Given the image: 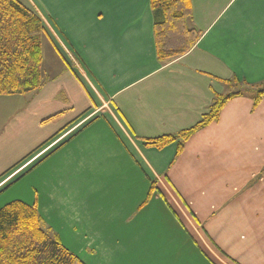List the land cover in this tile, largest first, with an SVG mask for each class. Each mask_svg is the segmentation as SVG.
<instances>
[{
  "label": "crops",
  "instance_id": "crops-1",
  "mask_svg": "<svg viewBox=\"0 0 264 264\" xmlns=\"http://www.w3.org/2000/svg\"><path fill=\"white\" fill-rule=\"evenodd\" d=\"M27 1L47 33L46 84L0 95V190L32 178L0 208L37 203L53 229L54 214L86 264H264V96L231 98L180 153V138L147 144L197 124L224 81L264 82V0H191L193 15L213 11L167 61L150 0Z\"/></svg>",
  "mask_w": 264,
  "mask_h": 264
},
{
  "label": "trees",
  "instance_id": "trees-1",
  "mask_svg": "<svg viewBox=\"0 0 264 264\" xmlns=\"http://www.w3.org/2000/svg\"><path fill=\"white\" fill-rule=\"evenodd\" d=\"M150 2L154 17L155 46L159 60L167 61L189 52L201 36L200 31L189 25V20L193 16L191 0H150ZM46 34L41 14L29 1L0 0L1 96L25 95L45 86L43 43ZM234 81L238 85L243 82L235 78L227 80V83L234 85ZM244 88L255 93L256 103L264 96V85ZM245 92L215 93L212 105L197 124L181 131L177 136H160L150 139L147 144L162 148L180 138L181 142L178 147V153H180L184 142L191 135L202 127L217 121L225 104L234 96ZM72 123L74 121L57 132L54 137ZM51 139L31 152L20 163L34 155ZM63 144L36 162L28 171L41 164ZM8 187L9 185L0 190V194ZM153 189L154 185L151 191ZM151 194L152 192L147 201ZM0 264L86 263L62 243L58 233L47 224L41 215L37 204L30 205L15 200L0 208Z\"/></svg>",
  "mask_w": 264,
  "mask_h": 264
},
{
  "label": "rangeland",
  "instance_id": "rangeland-1",
  "mask_svg": "<svg viewBox=\"0 0 264 264\" xmlns=\"http://www.w3.org/2000/svg\"><path fill=\"white\" fill-rule=\"evenodd\" d=\"M213 11V8H211V5H207V4H205V5H202V8L199 10V13H201V17L202 16H204L205 14H208L209 12H212ZM199 13L198 14H195L194 13V15H193V17L189 20V22H192V21H194V19H196L197 18V16L199 15ZM192 20V21H191ZM263 83L264 82H256V83H249V82H247V83H244V82H242L240 85H238L235 81L233 82V84L234 85H231L230 83H227V81H224V88H225V93L224 94H227V93H231V92H236V91H247L246 90V88H244V87H246V86H250V87H252L253 85H255V86H260V85H263ZM245 84V85H244ZM244 85V87H242ZM16 134H12V137H14ZM59 146V145H58ZM58 146H56V147H58ZM56 147H54V149L56 148ZM54 149H51L49 152H46V155L47 154H49L50 152H52ZM45 155V156H46ZM27 161H29V160H27ZM37 162H39L40 160H36ZM32 162H33V160H32ZM36 163V162H35ZM35 163H32L31 165H29L30 167H25L24 166V164H22L21 166H20V170L22 169V173H21V177H22V175L24 174V172H27V170H29ZM27 165V164H26ZM24 166V167H23ZM6 175V174H5ZM20 175V174H19ZM18 175V176H19ZM17 176V178H19ZM32 182V178L31 177H28L27 179H26V181H23V183H20V184H16V185H13V186H11V187H9L6 191H4L2 194H0V200H4L5 202L6 201H8L9 199H14L15 197H17L18 196V192L20 191V190H24V189H26V191L24 192V196L25 197H27V195L29 196L30 195V189H29V186H30V183ZM17 190V191H16ZM16 191V192H15ZM26 193H27V195H26ZM2 201H0V203L2 202ZM35 204H37V203H35ZM33 205V204H32ZM38 205V204H37ZM56 215H58L57 213H55ZM53 216H48L49 218H50V220L52 221V223H54V231L55 232H57L58 233V235H59V218L58 217H56L54 214H52ZM59 216V215H58ZM55 223H57V224H55ZM62 240V239H61ZM63 243V242H62Z\"/></svg>",
  "mask_w": 264,
  "mask_h": 264
}]
</instances>
